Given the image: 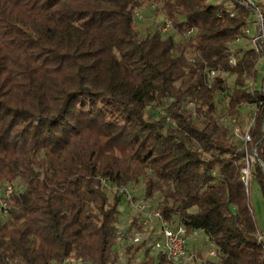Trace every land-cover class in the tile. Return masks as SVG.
<instances>
[{
  "label": "trees",
  "instance_id": "obj_1",
  "mask_svg": "<svg viewBox=\"0 0 264 264\" xmlns=\"http://www.w3.org/2000/svg\"><path fill=\"white\" fill-rule=\"evenodd\" d=\"M151 5L181 42L140 33L135 12ZM251 16L239 0H0V184L14 188L0 195V264H133L140 252L141 264H174L146 241L119 260L116 189L139 184L165 220L205 234L217 261L204 264H264L243 142L221 123L244 129L240 107L256 106L264 194V74L249 82L262 56L233 49ZM144 228L133 220L127 237Z\"/></svg>",
  "mask_w": 264,
  "mask_h": 264
},
{
  "label": "built area",
  "instance_id": "obj_2",
  "mask_svg": "<svg viewBox=\"0 0 264 264\" xmlns=\"http://www.w3.org/2000/svg\"><path fill=\"white\" fill-rule=\"evenodd\" d=\"M245 9L257 16L256 21H252V18L249 19V25H254L257 27L256 34L252 37V42L254 44V48L256 52L260 54L262 57L260 59L262 66L264 65V13L262 9L261 3L264 0H239ZM135 16H139V12H135ZM173 28V23L169 19L164 20L163 31L166 32ZM192 31L189 32L191 34ZM247 33L251 34V29H247ZM259 61V62H260ZM236 58L232 57L230 63L232 65H236ZM259 67V64H258ZM262 69V67H261ZM213 79L216 77L218 72L211 71ZM250 85L253 86V82H250ZM187 107L195 114V110L192 107V104L189 103ZM163 112V111H162ZM223 125H233V135L235 137H239L243 142V147L241 150L245 152L244 157V167L242 168V181L247 185L249 180L251 179V164L255 163L257 159L256 148L249 149L250 144L253 141L251 129L254 125V118L248 117L246 120V127L242 129L239 125L236 124V120L234 118L223 117L221 120ZM0 189H3L5 193V197L9 198L13 192L14 188L12 184L5 183L0 184ZM120 194L123 195L124 202L130 203V207L135 209L139 214L141 223L144 227H146L149 232L152 233V237L146 236L145 239L142 238V234L137 232L133 236L132 243H139L141 241L147 242V247H150L153 252H163L167 258L172 261L174 264H188L190 259L193 258L198 259L197 255H192L190 253V243L193 239L199 236V233L202 232L200 230H196L193 232H188L187 229L183 226H178L169 221L165 220L162 217V214L157 209L153 208L152 205L144 201H135L133 196L130 194L127 188L116 189ZM7 204L5 202L1 203L0 215L5 216L7 214V209H5ZM119 211L122 213L123 209L119 208ZM206 237V236H205ZM262 240V237L259 238ZM206 242L210 246L211 249L205 250L201 252V254L205 257H217V251L215 250L213 244L209 243L207 237ZM119 245H127V231L120 229ZM119 246V255L121 256L124 252ZM206 262V260L204 261ZM73 259H66L64 264H73Z\"/></svg>",
  "mask_w": 264,
  "mask_h": 264
},
{
  "label": "rangeland",
  "instance_id": "obj_3",
  "mask_svg": "<svg viewBox=\"0 0 264 264\" xmlns=\"http://www.w3.org/2000/svg\"><path fill=\"white\" fill-rule=\"evenodd\" d=\"M229 3V2H227ZM139 12V16L136 17V28L140 31L141 34H143L144 36L147 34H153L156 31H163V27H164V20L165 17L161 14H156L155 13V6L151 5L150 7H145L142 9L138 10ZM252 21H256L257 20V16L252 14L251 16ZM250 29H251V34L250 36L253 37L256 34L257 31V27H255L254 25H250ZM166 35L164 36H172L175 40L176 43L181 42V40L183 39V36L180 34V32L177 29H170L168 30V32L166 31ZM249 37V39L247 40H237V42H235L233 44V49L234 52H240L242 49H249L254 47V44L252 42V38ZM189 57L191 58V60L194 59V55L189 53ZM262 67V69H261ZM258 71L260 73L258 81L255 83L254 85L251 86L253 87V89H259L262 86V78H263V74H264V68L261 64V61L259 62V67H258ZM206 74L208 77L209 81L213 80V76L211 71L208 72L206 70ZM222 77L224 79L227 80L228 84L230 85V87H234L235 84V79L236 77H229L227 74H222ZM252 82V81H249ZM221 100L223 102L225 99H222V97H220ZM241 113L243 115H245L246 117H250V118H254L255 116V112H256V106L255 105H249V104H243L241 107ZM158 111H162V110H158ZM160 114V113H159ZM199 119V118H198ZM195 119V121H197V124H201V122ZM235 139L236 142H240V138L236 137ZM257 164V159L255 160V163L251 164V172H252V176L251 179L249 180V183L246 185V191H247V195H248V199H249V203L252 209V212L254 214V218L257 222V225L259 227V230L262 233V238L264 240V194L262 191V188L258 182V180L256 179L255 175H254V167ZM130 194L135 197V201H145L146 199L145 197V192H144V187L143 184H139V185H131L128 188ZM106 191L108 193V195L110 197H113L114 192L111 190L110 188L107 189ZM0 195H5V193L0 192ZM153 201H149L146 200L147 202H149L151 205L153 203L154 207L157 206V204H159L162 200L160 195H156L153 199ZM130 203L122 202L121 205L119 206V208L123 209V212L120 213V229L123 230H127L130 228V225L132 223L133 220L137 219L139 220V222L141 223V218L139 216V214L136 212L135 209L131 208ZM142 224V223H141ZM140 234H142V238L145 239L146 236L148 235L149 237H152V233L149 232V230L145 227L143 229V231L140 232ZM133 236L131 233H129V236L127 237L128 239V243H132L133 242ZM128 245V244H127ZM122 250H125V245L121 246ZM211 249L210 246L207 244L206 242V237L205 234L203 232L199 233V236L195 239L192 240V242L190 243V253L192 255H198L199 253L201 254V252L205 251V250H209ZM120 256V255H119ZM143 252H140L137 256V259H135L133 261V264H141V261L143 260ZM119 260L125 262L126 261V255L124 256V254H122L119 258ZM205 260H210L211 262L213 261H217L216 257H205L201 254V256H198V259L193 258L190 259V261L188 262V264H204Z\"/></svg>",
  "mask_w": 264,
  "mask_h": 264
}]
</instances>
